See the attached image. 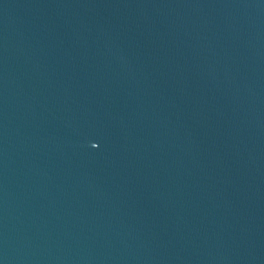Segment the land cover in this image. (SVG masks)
Here are the masks:
<instances>
[{
	"label": "water",
	"instance_id": "95a60500",
	"mask_svg": "<svg viewBox=\"0 0 264 264\" xmlns=\"http://www.w3.org/2000/svg\"><path fill=\"white\" fill-rule=\"evenodd\" d=\"M0 264H264V0H0Z\"/></svg>",
	"mask_w": 264,
	"mask_h": 264
}]
</instances>
